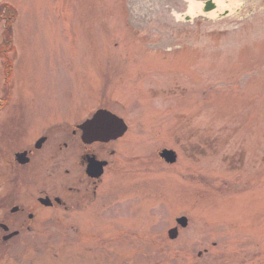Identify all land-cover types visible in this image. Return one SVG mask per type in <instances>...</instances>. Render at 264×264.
Segmentation results:
<instances>
[{"label": "rangeland", "instance_id": "374dc122", "mask_svg": "<svg viewBox=\"0 0 264 264\" xmlns=\"http://www.w3.org/2000/svg\"><path fill=\"white\" fill-rule=\"evenodd\" d=\"M204 1L0 0L15 13L0 17V45L11 39L0 121L22 115L31 137L55 124L69 133L106 108L127 125L106 146L97 200L75 212L35 201L56 182L46 170L57 145L44 148L18 193L32 230L4 239L0 229V264H264V0H209L206 12ZM3 194L0 222L12 216Z\"/></svg>", "mask_w": 264, "mask_h": 264}, {"label": "flooded vegetation", "instance_id": "af4514ba", "mask_svg": "<svg viewBox=\"0 0 264 264\" xmlns=\"http://www.w3.org/2000/svg\"><path fill=\"white\" fill-rule=\"evenodd\" d=\"M19 116L22 117V115L18 114H7L0 121V162L3 163L4 169L9 168V177H3L0 173V191L4 190L1 201L2 203L6 201L5 204L9 203V212L12 214V216L5 218V222H0V229L3 232H13L16 235L25 230H32L31 226H24V223L25 219H34L35 213L32 210H27V205L19 200L18 193L27 192L28 183L26 181L27 179L30 180L27 170L35 166L42 168L44 162L40 160L44 158L41 157V154H44L45 147L47 150L52 147L53 143L57 145L53 152L49 153L50 159L48 158L46 170V176L48 178H53L54 176L57 183H53L52 186H43L37 190V194H33L35 201L44 210L69 213L78 211L88 205L87 203H93L97 200L104 169L110 162L105 155L108 150L106 146L120 138L104 139V136L102 140H82L79 123L90 116L72 125L69 133L68 127L61 129L59 124H55L49 125L43 132L38 130L40 134L36 137H31L26 124L21 122V118L20 123H18L19 120L17 118ZM30 122L33 121L31 120ZM28 126L30 128L33 125L30 123ZM64 134L66 136L68 134V136L63 137ZM61 137H63L62 140ZM21 139L24 141L20 142ZM6 146L12 148V150H8ZM3 148L7 150L9 157H11L7 164L4 163ZM22 152H24L23 156L18 157L17 154ZM109 154L113 155L114 150H110ZM62 161H69L72 164L71 170L65 169L67 177L64 180L57 178ZM100 162H102L101 172L95 175L96 170L99 171L100 169L98 166ZM28 164L30 165L25 167ZM0 168L3 167L0 166ZM33 186L35 187L36 184H33ZM15 214L17 216H14ZM51 219L54 218L52 217ZM55 222L56 220L53 223ZM48 225L46 220L41 223L42 227ZM57 227H52L49 232H58L60 229Z\"/></svg>", "mask_w": 264, "mask_h": 264}, {"label": "water", "instance_id": "95a60500", "mask_svg": "<svg viewBox=\"0 0 264 264\" xmlns=\"http://www.w3.org/2000/svg\"><path fill=\"white\" fill-rule=\"evenodd\" d=\"M83 129L82 138L86 141L91 140H102V136L105 137H118L122 135L126 130V125L121 118L116 117L111 112L105 109H98L96 113L92 116L91 119L87 120L81 125ZM107 139V138H104ZM24 152L18 153V157H22ZM160 155L167 162H174L176 158V154L171 149H162ZM23 161V160H21ZM98 166L101 168V163H98ZM101 169L96 170L95 175L99 174ZM176 222L181 226L185 227L187 223V218L185 216H180L176 218ZM15 233H10L4 236V239L9 238ZM168 235L171 238H174L177 235V227H173L168 231Z\"/></svg>", "mask_w": 264, "mask_h": 264}, {"label": "trees", "instance_id": "16d2710c", "mask_svg": "<svg viewBox=\"0 0 264 264\" xmlns=\"http://www.w3.org/2000/svg\"><path fill=\"white\" fill-rule=\"evenodd\" d=\"M209 8H212V4L210 3V2H208L207 4H206V9H209ZM2 10H4V13H5V16H7V18H5L6 20H7V24H10L9 22H10V20H12L11 18H13L14 17V14H10V18H8V10H10L11 12H13L14 13V11L12 10V7H10V6H8L7 4H3V5H1L0 6V17L2 16ZM13 15V16H12ZM7 30H5L4 32H6ZM6 34H8V33H5L4 35H5V39H2V46H6V47H8L9 49H10V44H11V39H10V37L9 36H7ZM7 37V38H6ZM4 54V53H3ZM7 62L9 63V60H7ZM9 66V65H8ZM196 133H197V131H196ZM194 134V133H193ZM199 142H201L202 144L204 143V140H203V138H200V140H199ZM195 144H193L192 145V147L194 148L195 147V149L196 150H198L199 148L203 151V147L201 148V146L198 144V143H196V142H194ZM194 149V150H195ZM199 149V150H200ZM199 153H201V151L199 152Z\"/></svg>", "mask_w": 264, "mask_h": 264}, {"label": "bare ground", "instance_id": "6f19581e", "mask_svg": "<svg viewBox=\"0 0 264 264\" xmlns=\"http://www.w3.org/2000/svg\"><path fill=\"white\" fill-rule=\"evenodd\" d=\"M199 5L200 4H198V3H195L193 1H190V3H189V9H190V11H194L195 8H198L199 7Z\"/></svg>", "mask_w": 264, "mask_h": 264}]
</instances>
